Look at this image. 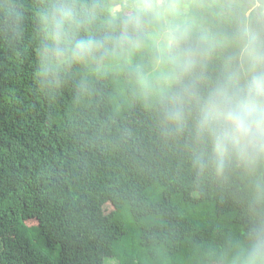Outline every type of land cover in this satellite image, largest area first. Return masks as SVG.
<instances>
[{"label": "trees", "instance_id": "trees-1", "mask_svg": "<svg viewBox=\"0 0 264 264\" xmlns=\"http://www.w3.org/2000/svg\"><path fill=\"white\" fill-rule=\"evenodd\" d=\"M78 2L105 32L109 0ZM224 2L264 22V0ZM49 3L0 0L16 14L0 24V264H222L250 222L240 170L199 172L191 124L165 136L124 72L77 63L42 84Z\"/></svg>", "mask_w": 264, "mask_h": 264}, {"label": "clouds", "instance_id": "clouds-1", "mask_svg": "<svg viewBox=\"0 0 264 264\" xmlns=\"http://www.w3.org/2000/svg\"><path fill=\"white\" fill-rule=\"evenodd\" d=\"M97 7L50 0L36 77L46 84L66 66L103 65L126 73L152 102L165 136L190 123L197 170L223 177L238 169L247 182L245 241L219 259L264 264V22H240L224 0H109L108 27L97 34L87 30ZM15 15L4 11L0 24Z\"/></svg>", "mask_w": 264, "mask_h": 264}, {"label": "rangeland", "instance_id": "rangeland-1", "mask_svg": "<svg viewBox=\"0 0 264 264\" xmlns=\"http://www.w3.org/2000/svg\"><path fill=\"white\" fill-rule=\"evenodd\" d=\"M114 260H108V264H113Z\"/></svg>", "mask_w": 264, "mask_h": 264}, {"label": "bare ground", "instance_id": "bare-ground-1", "mask_svg": "<svg viewBox=\"0 0 264 264\" xmlns=\"http://www.w3.org/2000/svg\"><path fill=\"white\" fill-rule=\"evenodd\" d=\"M9 7V6H8ZM15 8V7H14ZM43 13V12H42ZM31 16V15H30ZM14 42V41H13ZM19 45V44H18ZM13 47V46H12ZM12 50V49H11ZM15 53V52H14ZM39 56V55H38ZM19 61V60H18ZM13 75V73H12ZM52 84V83H51ZM100 131V130H99ZM74 177V176H73ZM79 181V180H78ZM77 185V184H76ZM35 187V186H34ZM7 200V199H6ZM84 215V214H83ZM40 222V221H39Z\"/></svg>", "mask_w": 264, "mask_h": 264}]
</instances>
